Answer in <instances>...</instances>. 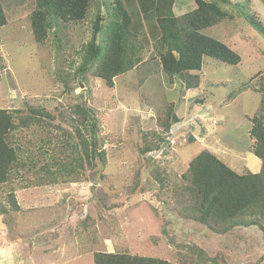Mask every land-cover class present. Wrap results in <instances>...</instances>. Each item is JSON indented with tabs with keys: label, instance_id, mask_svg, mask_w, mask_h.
I'll list each match as a JSON object with an SVG mask.
<instances>
[{
	"label": "rangeland",
	"instance_id": "rangeland-1",
	"mask_svg": "<svg viewBox=\"0 0 264 264\" xmlns=\"http://www.w3.org/2000/svg\"><path fill=\"white\" fill-rule=\"evenodd\" d=\"M190 1L188 13L196 6ZM238 1L254 6V0H231ZM1 2L7 23L0 27V109L16 120L31 108L53 118L22 127L11 138L26 163L0 184V202L17 220L8 226V216L0 215V264H95L98 252L186 264L199 255L197 248L215 264H264L258 228L215 233L187 219L184 210V176L202 151L240 174L260 170L250 138L253 119L264 121V38L258 31L238 15L236 22L224 20L208 32L240 56L238 65L206 58L202 70L173 78L162 71L156 49L161 36L154 38V18L142 10L145 0H122L126 14L119 18L118 0H91L86 18L54 20L39 40L33 28L39 0ZM187 14L175 15L182 26ZM99 16L98 44L107 42L111 20L129 29L123 45L134 66L114 77L113 87L96 76L98 63L84 67ZM77 104L98 120L96 145L105 156L92 164L71 121ZM72 153L84 162L71 178L62 163L71 162ZM54 184L67 185L65 192L58 187L64 194L56 205L48 200L50 188H42Z\"/></svg>",
	"mask_w": 264,
	"mask_h": 264
},
{
	"label": "trees",
	"instance_id": "trees-1",
	"mask_svg": "<svg viewBox=\"0 0 264 264\" xmlns=\"http://www.w3.org/2000/svg\"><path fill=\"white\" fill-rule=\"evenodd\" d=\"M90 1L39 0L38 10L33 17V28L37 39L46 37V30L52 29L54 20L67 22L86 18ZM147 1L142 4V10L147 16L154 18L152 25L156 35L154 38L161 36L157 39L156 49L160 56L162 71L173 78L183 73L202 70L204 59L209 57L228 65H238L241 61L240 56L230 46L212 37L214 29L224 20L238 21L235 15L244 18V22L264 38V23L247 5L231 4L233 7H239L234 13L224 5H220L217 0H195L197 8L186 15L187 25L182 26L181 21L173 13L174 0H150V8H145ZM115 12V17L125 16L122 0H118L115 4ZM100 19L102 17L99 16L94 25L93 38L88 45L84 67L98 63L96 76L106 80L109 87H113V78L134 66L126 55V45H123L129 29L126 30L127 26L124 24H116L117 20H111L110 29L103 38L107 39L106 46L102 43L98 44V38L103 32ZM6 23L7 17L0 0V27ZM208 31L212 34L209 35ZM143 36L146 37L145 34ZM85 70L86 68H81L79 72ZM73 111L71 121L76 127V137L87 151L89 162L92 164L97 159L103 160L105 152L98 151L96 145L99 140L97 118L81 104L75 105ZM44 118L52 119L53 116L44 109L31 108L29 114L19 115L16 120L12 112L0 109V184L7 183L15 170L25 167L26 161L21 158L20 145L11 144L14 132L36 122L45 123V120H41ZM179 121V117L174 114L172 122ZM253 124L250 138L255 141L253 146L255 157L261 161L259 172L249 171L240 174L215 154L208 150L202 151L192 161L188 174L184 176L187 182L185 188L187 202L184 209L188 215L187 219L197 221L211 231L221 234L231 233L237 228L256 227L264 239V121L256 117L253 119ZM171 126L172 124H168L165 129L170 130ZM71 156V162L62 164H65L64 168L72 178L74 172L83 167L84 158L80 154L75 156L74 153ZM52 163L56 162L52 161ZM49 165L51 167V164ZM8 210V207L0 202V215L8 216ZM9 220L17 221L15 216H8L5 221L8 226ZM196 250L199 255L192 256L190 262L186 264H215V258L208 256L207 260L203 259L206 256L203 249ZM94 262L95 264H176L153 257L107 252L95 253ZM227 264H231L230 261Z\"/></svg>",
	"mask_w": 264,
	"mask_h": 264
},
{
	"label": "crops",
	"instance_id": "crops-1",
	"mask_svg": "<svg viewBox=\"0 0 264 264\" xmlns=\"http://www.w3.org/2000/svg\"><path fill=\"white\" fill-rule=\"evenodd\" d=\"M206 1H212V0H206ZM226 1H229L230 3H227ZM188 2V0L186 1ZM185 2V3H186ZM225 3H223L224 7H226L228 10H235L233 8H230V7H233L232 5L236 6V5H245V4H242L240 1H238L239 3L237 4H234V2H231V0H224ZM185 3L181 4V6L178 4V3H175L174 4V12H175V15L176 16H180V15H183L184 13L187 14L188 11L186 9H188V3L185 5ZM190 3H193V5H196L195 1L194 0H191ZM232 4V5H231ZM197 8V5L193 7V9L195 10ZM183 9V10H182ZM192 9V10H193ZM252 12H260L259 15H261L260 17H264V1L263 0H254V6L252 7L251 9ZM235 12H237V10H235ZM256 14V13H255ZM262 21V20H261ZM263 22V21H262ZM206 59V58H205ZM204 59V60H205ZM204 66V64H203ZM259 166V165H258ZM261 166V165H260ZM59 186H64V192H65V188L67 185H58V184H54V185H46V186H43L42 188H45V187H48L50 188L51 190V195L48 196L49 199L48 200H52L53 202V205H56L57 204V201L60 202V197L62 194H64L63 191L61 190H58V187ZM56 191V193H55ZM14 241V240H13ZM11 243V242H10ZM12 246H14V244H10ZM10 245H7L6 247L10 248ZM18 250V249H17ZM19 251V250H18ZM32 260V263L31 261H28L30 264H36L35 261ZM37 262V261H36ZM40 263H42L41 261H39ZM40 263H37V264H40Z\"/></svg>",
	"mask_w": 264,
	"mask_h": 264
},
{
	"label": "clouds",
	"instance_id": "clouds-1",
	"mask_svg": "<svg viewBox=\"0 0 264 264\" xmlns=\"http://www.w3.org/2000/svg\"><path fill=\"white\" fill-rule=\"evenodd\" d=\"M194 11V10H193ZM190 13V12H189ZM176 17V16H175ZM210 58V57H209ZM203 64H204V62H203ZM10 231V230H9ZM11 232V231H10Z\"/></svg>",
	"mask_w": 264,
	"mask_h": 264
}]
</instances>
